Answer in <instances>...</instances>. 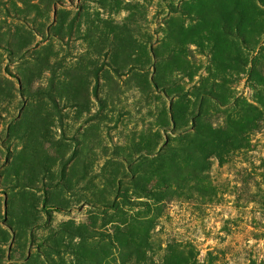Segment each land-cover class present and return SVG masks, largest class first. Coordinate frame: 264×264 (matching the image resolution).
Instances as JSON below:
<instances>
[{"label":"rangeland","instance_id":"rangeland-1","mask_svg":"<svg viewBox=\"0 0 264 264\" xmlns=\"http://www.w3.org/2000/svg\"><path fill=\"white\" fill-rule=\"evenodd\" d=\"M0 264H264V0H0Z\"/></svg>","mask_w":264,"mask_h":264},{"label":"trees","instance_id":"trees-1","mask_svg":"<svg viewBox=\"0 0 264 264\" xmlns=\"http://www.w3.org/2000/svg\"><path fill=\"white\" fill-rule=\"evenodd\" d=\"M49 208H52V209H54L55 207L49 206ZM54 210H55V209H54Z\"/></svg>","mask_w":264,"mask_h":264}]
</instances>
